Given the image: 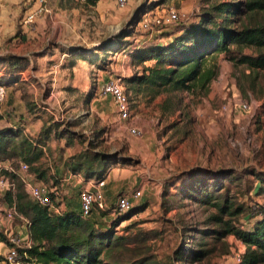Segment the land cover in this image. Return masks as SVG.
I'll return each mask as SVG.
<instances>
[{
    "label": "rangeland",
    "instance_id": "rangeland-1",
    "mask_svg": "<svg viewBox=\"0 0 264 264\" xmlns=\"http://www.w3.org/2000/svg\"><path fill=\"white\" fill-rule=\"evenodd\" d=\"M87 1L47 0L48 12L30 25H23L22 17L32 1L0 0V59L15 54L25 58L22 74L18 75L22 80L7 89L0 102V127L12 121L18 133L16 142L26 137L41 150L33 164L37 174L28 167L20 171L18 162L24 161L12 157L0 161V176L9 178L4 173L7 171L20 181L23 177L54 185L59 196L52 204L64 207L53 215L65 209L77 212L71 206L72 200L79 190L89 189L95 182L94 175L101 168L98 161L101 155L107 156V161L113 163H107L110 170L106 173L110 171L113 181L123 186L112 190L111 206L118 195H128L127 190L140 191V198L131 204L136 213L118 223L116 233L135 220L139 221L136 228L159 230L154 244L151 239L146 241L152 245L154 252H150L155 258L166 262L180 236L189 239L187 235H193L197 242L198 235L192 229L211 227L207 216L212 212L210 207L188 199L169 201L163 196L166 183L178 179L176 185L182 187L186 178L182 173L201 169L200 178L206 185L212 183L209 170L230 169L233 174L223 185L231 199L245 207L238 223L249 227L257 206L263 203L254 192L259 179L246 168L264 173V69L249 71L234 66L219 52L207 56L204 62L217 68L204 95L196 96L184 89L153 96L150 94L154 90L147 94L138 91L134 95L127 79L139 75L142 65L154 61L141 64L132 54L171 41L183 26L197 21L208 1L130 0L123 8L111 0L95 4ZM2 7L8 9L9 19L1 18ZM167 7L177 13L172 24L151 31L139 28L141 12L162 13ZM240 52L252 54L254 50L245 47ZM69 63H74L72 69ZM6 66V62H0L1 81ZM108 79L117 80L127 95L131 113L123 122L117 119L110 97L97 93L100 83ZM242 103L248 108H241ZM161 105L165 110H160ZM63 177L70 180L66 182ZM23 188L28 196L24 183ZM2 195L0 189V231L8 240L20 239L26 220ZM168 206L172 207L164 210ZM23 241L19 240L18 247H25ZM205 241L214 247L208 258L198 263L173 264H235V254L244 248L233 236L225 238V245ZM129 248L133 250L134 246Z\"/></svg>",
    "mask_w": 264,
    "mask_h": 264
},
{
    "label": "trees",
    "instance_id": "trees-1",
    "mask_svg": "<svg viewBox=\"0 0 264 264\" xmlns=\"http://www.w3.org/2000/svg\"><path fill=\"white\" fill-rule=\"evenodd\" d=\"M96 1L87 2L95 4ZM206 1L207 9L200 14L197 21L183 26L181 32L171 41L163 45L143 47L132 54L141 64L146 60L154 61L152 65H142L139 75L127 79L131 84L130 88L135 91L134 95L138 91H145L147 94L154 90V94H150L153 96L161 92L176 93L183 89L196 96L204 95L208 83L217 72L215 65L205 66L204 62L207 56L219 52L224 53L234 66H244L249 71L264 69V0ZM245 47L253 49L254 52H240ZM0 62H6L7 68L3 69H8L1 72L3 81L0 80V85L5 87L18 82V72L24 68L25 58L11 55L9 58L0 59ZM73 64L69 63L70 67ZM161 109L165 110L164 105H161ZM1 118L0 114V120ZM17 138L15 127L6 123L0 127V161L19 157L29 170L36 173L38 170L33 164L40 157L41 150L26 137H21L16 142ZM107 159V156L101 155L98 161L101 168L94 175L95 182L103 180L106 171L110 169L113 162ZM246 170H249L252 177L259 179L260 185L255 187L254 192L263 199V203L257 206L249 227L238 223V216L242 215L245 207L234 202L228 195V188L223 185L224 180L233 174L230 169L209 170L212 183L206 185L200 178L204 171L201 169L182 173L186 177L182 187H179L180 184L176 185L178 179L166 183L163 196L169 201L188 199L212 209L207 216V223L210 222L211 227L192 229L198 235L197 242L193 241V235H187L189 239L180 236L166 262L157 260L150 252H154L150 243L159 236V230L136 228L139 221L135 220L124 225L120 233H116L117 224L136 213L135 206H130L118 214L113 211L112 206L108 209L94 207L101 216L109 211L114 215L104 227L96 225L88 218L89 215L81 217L78 211L65 209L59 215H53L47 206L33 202L27 196L23 183L7 171L4 173L9 178L2 176L7 178L11 186L3 191L1 197L14 208L16 214L26 220L30 244L28 247L16 249L20 253L24 251L25 260L32 264L198 263L208 258L214 250L205 239L211 240L213 244H224L227 236H233L244 247L235 264H264V173H258L251 168ZM90 173L93 171H89ZM168 187L173 190L168 191ZM171 207H164V210ZM148 239H151L150 243L147 242ZM0 242L7 247L12 246L2 231ZM132 246L134 248L130 250L129 247ZM120 250H125V253L121 254ZM126 253L131 256H125Z\"/></svg>",
    "mask_w": 264,
    "mask_h": 264
},
{
    "label": "built area",
    "instance_id": "built-area-1",
    "mask_svg": "<svg viewBox=\"0 0 264 264\" xmlns=\"http://www.w3.org/2000/svg\"><path fill=\"white\" fill-rule=\"evenodd\" d=\"M38 5L35 9L27 12L22 17L23 25H30L34 22L35 18L38 17L42 13H46L47 9L44 6L45 0H36ZM117 7L123 8L125 7L130 0H111ZM177 19V13L172 7H167L162 13H151L149 11H143L140 13L139 18L137 20V25L143 31H151L152 28L160 27V26H168L172 24ZM97 93L99 96H109L114 105V109L116 112V117L119 121H125L130 117V109L128 98L125 92L121 89L120 84L117 80L108 79L102 83H100L97 88ZM5 97V87L0 85V102L4 100ZM241 108L247 109L248 106L246 103H242ZM130 131L133 133L134 129L131 128ZM27 164L24 162H18V169L20 171H25L27 169ZM21 181L27 188L28 197L35 203L41 206H47L49 212L51 214H55L61 210V205L59 207L54 206L52 204V200H58V190L55 186L49 187L42 183L30 182L29 180L20 177ZM104 180H98L93 182L89 189H81L78 191V212L81 217H86L91 212L93 207L98 209L104 208V200L101 193L100 188L102 187ZM11 183L4 178L2 175L0 176V189L4 191ZM140 195L139 190H135L131 193V196L127 195H118L115 199V202L112 206V209L115 213H122L127 210L131 204L133 203L132 199H135ZM20 239L18 238H9V242L12 243V246L8 248L4 255L3 262L4 264H32L31 262H27L25 260L26 254L24 251L21 253L17 251L16 247H18L17 243ZM28 247V245H25ZM24 248V247H20ZM235 260L238 261L240 257L239 254H235Z\"/></svg>",
    "mask_w": 264,
    "mask_h": 264
},
{
    "label": "crops",
    "instance_id": "crops-1",
    "mask_svg": "<svg viewBox=\"0 0 264 264\" xmlns=\"http://www.w3.org/2000/svg\"><path fill=\"white\" fill-rule=\"evenodd\" d=\"M27 1H30V0H27ZM32 1V3L31 4H29L27 7H26V11H25V14L27 13V12H29V11H31V10H33V9H35L36 7H37V5H38V3H37V1L36 0H31ZM47 0H45V2H46ZM97 1H99V0H97ZM96 1V2H97ZM45 2H44V6L46 7V4H45ZM95 2V3H96ZM2 5H4V4H2ZM2 9L4 10L3 12H1V13H3V17H1V18H4V16H7L8 17V13H9V11H8V9L6 8V7H2ZM46 9H47V7H46ZM47 12H48V9H47ZM43 14H45V13H43ZM41 15V14H40ZM40 15L38 16V17H40ZM37 17V18H38ZM37 18H35V20L37 19ZM8 19H9V17H8ZM34 20V21H35ZM41 28H43V27H41ZM55 50V49H54ZM43 55H45V54H43ZM13 56H20L21 57V55H17V54H15V55H13ZM149 60H147V62H148ZM145 63H146V61H144ZM74 65V64H73ZM73 68V66L71 67V69ZM20 74H22V71H20V72H18V75H20ZM19 80H22V78L21 77H19ZM16 84V82L13 84V85H15ZM13 85H10V86H5V97H6V94H7V89L9 90V88H11V86H13ZM113 104V103H112ZM1 114V116L3 117V115H2V113H0ZM153 114H155V113H153ZM1 119H3V118H1ZM6 124H8V125H10V126H12V127H14V125L15 124H13V122L12 121H10V120H8V122L6 123ZM13 124V125H12ZM110 170V169H109ZM110 174V171H108L107 172V174H106V176H105V178L103 179L104 180V183H103V185H102V187L100 188V190H101V193H102V196H103V200H104V208L103 209H108L109 207H111V203H110V201H111V192H112V190H114V189H116V188H119L120 186L121 187H123L120 183L119 184H117V183H115L114 181H113V176L111 175H109ZM71 176V175H70ZM65 178V179H64ZM27 180V179H26ZM63 180L64 181H69L70 179H69V177H63ZM73 181V180H72ZM81 187V185L80 186H78V188H80ZM73 190V189H72ZM133 191H135V190H133ZM132 191V189H131V192L129 191V190H127L125 193H129L127 196H131V193L133 192ZM67 192H68V190L66 191V194H67ZM140 196V195H139ZM136 197L135 199H132V201H135L137 198H140V197ZM142 196V195H141ZM73 202H71V206L72 207H76V209H77V211H78V197L77 198H75V199H73L72 200ZM68 202H70V201H68ZM62 207H64L63 206V204L61 205V208ZM113 214H112V212H110L109 211V213L107 212L105 215H103V216H101L99 213H98V210L97 209H95L94 207H93V211H91V213L89 214V216H88V218H90L92 221H94L95 222V224L96 225H98V226H100V227H102L103 225H107L109 222H110V220L112 219V218H110L111 216H112ZM127 220H129V219H127ZM127 220H122L121 222H123V221H127ZM105 223V224H104ZM107 223V224H106ZM120 223V222H119ZM128 223H129V221H128ZM115 228H117V227H115ZM20 232H23V233H21L22 234V237H20V239H24V244L25 245H29L30 244V240H29V238H28V231H27V228L26 227H24L23 228V230H21ZM8 248L9 247H7L4 243H2V242H0V255L1 256H3L4 257V255H5V253H6V251L8 250ZM241 253V252H240ZM0 264H4V262H3V260H0Z\"/></svg>",
    "mask_w": 264,
    "mask_h": 264
}]
</instances>
